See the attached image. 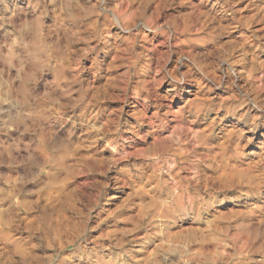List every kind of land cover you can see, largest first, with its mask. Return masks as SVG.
Returning a JSON list of instances; mask_svg holds the SVG:
<instances>
[{
	"label": "clouds",
	"instance_id": "1",
	"mask_svg": "<svg viewBox=\"0 0 264 264\" xmlns=\"http://www.w3.org/2000/svg\"><path fill=\"white\" fill-rule=\"evenodd\" d=\"M0 264H264V0H0Z\"/></svg>",
	"mask_w": 264,
	"mask_h": 264
},
{
	"label": "rangeland",
	"instance_id": "2",
	"mask_svg": "<svg viewBox=\"0 0 264 264\" xmlns=\"http://www.w3.org/2000/svg\"><path fill=\"white\" fill-rule=\"evenodd\" d=\"M81 187L86 188V187H87V181H85V182L81 185Z\"/></svg>",
	"mask_w": 264,
	"mask_h": 264
}]
</instances>
